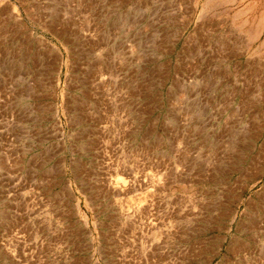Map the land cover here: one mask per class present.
<instances>
[{"label":"rangeland","instance_id":"rangeland-1","mask_svg":"<svg viewBox=\"0 0 264 264\" xmlns=\"http://www.w3.org/2000/svg\"><path fill=\"white\" fill-rule=\"evenodd\" d=\"M0 264H264V0H0Z\"/></svg>","mask_w":264,"mask_h":264},{"label":"bare ground","instance_id":"bare-ground-1","mask_svg":"<svg viewBox=\"0 0 264 264\" xmlns=\"http://www.w3.org/2000/svg\"><path fill=\"white\" fill-rule=\"evenodd\" d=\"M228 1H230V0H228ZM213 2V0H205V4L206 5H208V4H211ZM217 2V1H216ZM215 2V3H216ZM218 3H220V2H218ZM216 6H217V4H216ZM206 7V6H205ZM211 7V6H210ZM209 8V7H208ZM204 15V14H203ZM36 211V210H35Z\"/></svg>","mask_w":264,"mask_h":264}]
</instances>
